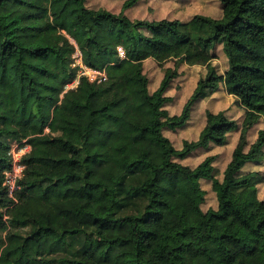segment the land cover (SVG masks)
<instances>
[{
  "label": "trees",
  "instance_id": "1",
  "mask_svg": "<svg viewBox=\"0 0 264 264\" xmlns=\"http://www.w3.org/2000/svg\"><path fill=\"white\" fill-rule=\"evenodd\" d=\"M137 1L126 0L116 14L87 0H0V264H178L185 254L214 264L201 233L188 239L207 222L199 182H211L217 216L230 196L264 181V0H219V18L187 21L132 20L124 12ZM76 49L87 67L106 73L105 82L81 78L65 91ZM148 61L162 70L156 87L144 71ZM181 66L203 70L180 113L170 115L167 93ZM220 87L242 110L240 121L208 111L198 136L177 149L164 130L184 128L196 104ZM235 133L221 176L217 155L195 168L180 163L198 150L221 152ZM23 141L31 151L14 201L4 172L11 146ZM249 164L253 171L244 173ZM169 173L184 175L198 201L166 231L168 205L156 185L158 174ZM239 213L241 226L218 237L227 264L264 256V203L252 212L241 205ZM13 237L20 244L9 248ZM228 242L242 249L236 258Z\"/></svg>",
  "mask_w": 264,
  "mask_h": 264
},
{
  "label": "rangeland",
  "instance_id": "2",
  "mask_svg": "<svg viewBox=\"0 0 264 264\" xmlns=\"http://www.w3.org/2000/svg\"><path fill=\"white\" fill-rule=\"evenodd\" d=\"M126 0H87V5L90 8H105L113 13H119L121 6ZM125 15L132 20H148L158 21L162 19L187 21L196 14L210 16L212 18H219L222 13V8L219 0H138L137 3L126 10ZM216 60L219 72H223L226 68V60L219 48L215 51ZM145 74L149 79L151 87H156L159 82L160 70L155 64H150L149 61L144 63ZM165 67L173 68V63H168ZM158 68V69H157ZM203 69L200 67L187 68L179 67V76L175 79L167 93L172 98V102L167 104L165 109L170 113L179 114L184 103L191 95L198 76ZM77 72L74 78L65 77L67 84L65 91L76 88L78 81ZM209 99V100H208ZM212 111L214 113L225 111L230 117L240 121L242 117V110L235 104L231 96L227 95L223 87L204 101L199 102L191 112V118L186 126L176 131L164 130V135L171 140L173 145L179 149L182 147L184 139H195L204 125L205 113ZM237 133L232 134L230 142L227 146L222 147L221 152H215L216 147L210 150H198L191 154L187 159L180 161L184 166L195 168L207 156L217 155L214 163L216 174L221 176L227 163L232 156V148L235 144ZM253 171V166L249 164L244 173ZM200 188L205 191V202L202 205V210L207 215V222L198 229L191 230L189 233V240H195L198 233H201L202 245L206 246L210 255L213 258L214 264H227V255L223 248L218 243L219 235L233 224L241 226V218L239 207L245 205L249 212H252L260 203H264V181L260 178H255L253 184L245 190L232 195L228 198L226 204L217 216H213L210 211H218V205L215 195L211 190V182L201 180ZM157 193L161 200H163L168 208L165 210L164 228L166 231H171L177 227V215L180 211L187 212L191 206L198 201L196 193L193 191L189 180L182 174H158L157 176ZM171 210V211H170ZM212 218V222H208ZM257 216L251 218L252 224H256ZM243 236L248 237L250 241L255 243L257 238L242 231ZM20 244V239L13 237L9 243V248H14ZM230 255L236 258L242 251L239 245L228 242L226 244ZM145 257H150L148 253H144ZM264 260L263 255H257L250 259L247 264H262ZM178 264H194L191 254H185Z\"/></svg>",
  "mask_w": 264,
  "mask_h": 264
},
{
  "label": "built area",
  "instance_id": "3",
  "mask_svg": "<svg viewBox=\"0 0 264 264\" xmlns=\"http://www.w3.org/2000/svg\"><path fill=\"white\" fill-rule=\"evenodd\" d=\"M121 56L123 52L120 50ZM72 68L76 70L78 81L76 85L79 84L81 78L87 79L90 83L100 84L107 80L106 73L104 71H99L87 67L82 60V55L78 49L74 52ZM77 87V86H76ZM47 132V131H46ZM31 151L30 145L23 141L22 143H15L11 146L9 151L10 157V168L4 172V183L3 187L6 190L7 196L11 200H16L15 196L19 190L18 182L22 178L25 166L22 163L23 158L29 154Z\"/></svg>",
  "mask_w": 264,
  "mask_h": 264
},
{
  "label": "crops",
  "instance_id": "4",
  "mask_svg": "<svg viewBox=\"0 0 264 264\" xmlns=\"http://www.w3.org/2000/svg\"><path fill=\"white\" fill-rule=\"evenodd\" d=\"M211 97H213V95L211 96ZM210 97V98H211ZM209 100V99H208ZM260 128L262 127V124H260V126H259ZM259 129V128H258ZM255 133V132H254ZM255 138V134H254V136H253V139Z\"/></svg>",
  "mask_w": 264,
  "mask_h": 264
}]
</instances>
